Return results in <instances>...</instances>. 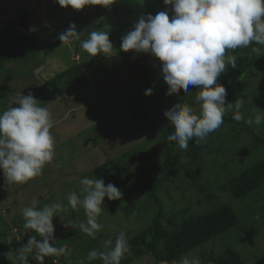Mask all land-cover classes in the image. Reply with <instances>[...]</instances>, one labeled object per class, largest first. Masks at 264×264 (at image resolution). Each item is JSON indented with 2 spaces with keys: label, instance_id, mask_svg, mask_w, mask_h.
Listing matches in <instances>:
<instances>
[{
  "label": "rangeland",
  "instance_id": "1",
  "mask_svg": "<svg viewBox=\"0 0 264 264\" xmlns=\"http://www.w3.org/2000/svg\"><path fill=\"white\" fill-rule=\"evenodd\" d=\"M25 10L29 12V29H35L30 32L35 33L32 39L36 54L25 62L12 61L0 70V112L16 107L14 100L18 94L31 93L54 119L51 133L56 142V156L51 164L45 165L42 175L26 184L7 185L1 170L0 243L5 246L0 248V255L10 249L15 252L31 236L40 239L34 230L24 228L22 216L23 208L35 198L39 201L37 208L53 202L66 206L53 218L54 237L55 246L65 247L70 254L46 257L45 264H80L81 260L85 264L89 251H106L103 242L111 239L114 245L121 231L129 239L148 227L158 211L147 199V193L152 177H160L162 171L150 172L147 160L132 168L98 171L99 167L111 165L116 159L131 161L135 153L160 159L161 131L172 127L164 112L176 103H188L198 114L199 105L195 102L198 88L190 86L187 93L181 89L178 94L168 96L158 59L150 54L120 50L122 37L133 30L141 16L167 11L171 19V6L165 5L164 0H116L110 9L94 5L80 11L70 6L63 8L55 0H0L1 19L17 17ZM72 23L81 38L62 45L58 37ZM91 31L109 32L114 50L108 57L100 55L102 62L85 70L86 78L81 83L69 82L71 90L59 96L45 81L76 62L92 58L81 47ZM227 55L233 54L227 51ZM252 73L253 78L243 81L239 94L245 101L240 109L245 120L254 119L256 114L264 116V55ZM149 88L153 94L146 96L145 90ZM135 100L148 110L145 119L138 120L130 112V104ZM231 115L233 111L229 110L221 127L203 142L205 147L193 163L197 181L192 182L184 171L178 170L170 180L160 184L158 198L163 213L168 217L174 214L176 220H181V211L186 207L188 214H197L218 203L232 205L239 215L236 227L205 247L196 248L187 257L200 258L204 250L220 254L225 245H231L241 253L244 264H264V214L260 211L264 209V185L244 199H234L220 189L243 166L264 159V145L258 138L264 137V123L249 128L244 121H227ZM239 123H243L242 128ZM185 158L182 152L181 159ZM84 177L101 178L105 185L117 180L123 193L120 200L105 197L98 217L103 228L95 239L78 227L81 222L86 223L84 209L73 210L67 201L69 193L80 194V180ZM211 194L216 198H211ZM29 256L36 261L35 251ZM130 264H154V260L146 254Z\"/></svg>",
  "mask_w": 264,
  "mask_h": 264
},
{
  "label": "clouds",
  "instance_id": "2",
  "mask_svg": "<svg viewBox=\"0 0 264 264\" xmlns=\"http://www.w3.org/2000/svg\"><path fill=\"white\" fill-rule=\"evenodd\" d=\"M63 8L69 6L77 11L86 6L99 5L111 8L116 0H55ZM171 6L169 12L161 11L155 16H141L121 39L123 52L150 54L158 59L161 75L168 85L166 95L178 94L181 89L189 92L190 86L198 88L195 102L199 113L188 103H176L164 112V116L174 131L167 136L168 141L176 142L179 149L186 151L189 141L195 138L200 144L210 133L224 123V116L233 111L232 119L244 121L248 126L264 123V116L256 114L254 119L245 120L240 109L244 99L226 104L227 90L217 82L225 73L226 67L237 68V57L227 55L229 50L247 48L252 44V53L257 57L264 55V0H164ZM35 31V29H30ZM77 26L72 23L58 39L62 45L80 40ZM82 49L92 57H108L114 50L109 32L91 31L81 42ZM153 94L152 88L145 90L146 96ZM16 107L0 112V170L3 171L7 185L26 184L43 174L45 165L51 164L56 156L55 138L51 133L54 119L46 107L29 93L18 94L14 100ZM80 194L76 191L67 196L68 206L78 211L84 209L86 223L79 229L88 237L95 239L103 225L98 222L105 197L110 201L122 199L123 193L113 183L105 185L101 178L84 177L80 180ZM39 201L33 199L30 206L24 207L22 216L24 228L34 230L26 244L15 250L10 249L4 256L11 264H29V254L35 251L38 264H45L46 257L70 254L65 247L55 246V225L53 218L66 206L53 202L37 208ZM259 219V216L257 217ZM11 243V241H9ZM106 251L92 249L88 261L100 260L102 264H121L131 249L127 235L121 231L115 240L103 242ZM80 264H84L81 260ZM173 264H201L198 257H181Z\"/></svg>",
  "mask_w": 264,
  "mask_h": 264
},
{
  "label": "trees",
  "instance_id": "3",
  "mask_svg": "<svg viewBox=\"0 0 264 264\" xmlns=\"http://www.w3.org/2000/svg\"><path fill=\"white\" fill-rule=\"evenodd\" d=\"M28 17L29 12L25 10L17 17L0 18V70L6 68L12 61L25 62L36 54V45L32 39L35 33L30 32ZM252 47L261 46L252 44L247 48L229 50L233 56L237 57V68L227 66L225 73L218 77V82L227 90L226 104L234 103L242 92L243 81L251 80L254 76L252 71L257 67L260 56L257 57L255 53H252ZM263 50L264 48H262ZM101 62L100 55L86 61L76 62L47 79L45 84L56 94L63 96L71 90L69 82L81 83L86 78L85 70ZM130 112L138 120L145 119L149 114L145 106L136 100L130 104ZM229 118L227 121L232 120V115ZM239 125L241 128L243 127V123H239ZM173 131V127L161 131L159 142L162 148V157L160 159L144 153L142 155L135 153L131 161L116 159L111 165L108 163L107 166L98 169V171L106 168L110 170V168L127 166L132 168L139 162L147 160L150 172L162 171L160 177H152L147 193V199L158 207L157 215L153 217L148 227L128 239L131 252L125 255L121 264H130L146 254L152 256L154 264H173L196 248L205 247L210 241L227 233L239 223L238 213L228 203L215 204L212 208L197 214H188L189 209L186 207L181 211V220H176L174 214L168 217L163 213L157 193L160 184L170 180L172 174L178 170L184 171L192 182L197 181L193 163L199 158L205 147L203 142L197 144L193 138L189 141L188 149L181 150L176 142L167 140V136ZM258 138L259 142L264 145V137ZM182 152L186 154V158L183 160L181 159ZM112 183L120 189V183L117 180ZM263 185L264 159H260L233 173L228 181L220 186V189L229 192L234 199H244ZM210 196L213 199L216 198L214 194ZM262 206L264 207V203ZM260 211L261 214H264V209ZM4 246L5 244L0 243V248ZM199 259L201 264L245 263L241 253L231 245H225L220 254L204 250ZM0 264H11V262L4 255H0ZM29 264H37V262L29 256ZM85 264H102V262L94 260Z\"/></svg>",
  "mask_w": 264,
  "mask_h": 264
}]
</instances>
